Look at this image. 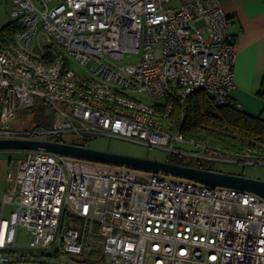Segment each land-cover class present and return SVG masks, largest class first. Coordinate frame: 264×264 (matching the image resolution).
<instances>
[{
  "label": "built area",
  "instance_id": "built-area-1",
  "mask_svg": "<svg viewBox=\"0 0 264 264\" xmlns=\"http://www.w3.org/2000/svg\"><path fill=\"white\" fill-rule=\"evenodd\" d=\"M52 2L14 0L13 19L23 26L0 46V139L109 135L200 159L216 151L227 161L264 162L214 150L173 121L176 104L198 89L218 105L241 108L231 92L237 50L220 0ZM131 56L136 62H125ZM41 100L53 121L17 127L14 119ZM189 142L200 149L178 146ZM16 150L23 157L9 158L0 264H89L86 257L99 264H264V196L164 171Z\"/></svg>",
  "mask_w": 264,
  "mask_h": 264
},
{
  "label": "trees",
  "instance_id": "trees-1",
  "mask_svg": "<svg viewBox=\"0 0 264 264\" xmlns=\"http://www.w3.org/2000/svg\"><path fill=\"white\" fill-rule=\"evenodd\" d=\"M22 26L20 19H11L1 26L0 46L8 47ZM259 94L264 98V76ZM185 101L184 104L177 103L172 114L174 123L188 138L203 142L214 150L248 153L254 160H264L263 114L249 113L236 104L218 105L202 89L194 91ZM53 139L67 141L60 136ZM79 144L89 146L86 140ZM168 161L180 163L176 158Z\"/></svg>",
  "mask_w": 264,
  "mask_h": 264
},
{
  "label": "rangeland",
  "instance_id": "rangeland-1",
  "mask_svg": "<svg viewBox=\"0 0 264 264\" xmlns=\"http://www.w3.org/2000/svg\"><path fill=\"white\" fill-rule=\"evenodd\" d=\"M38 4V0H35ZM52 2L51 4H53ZM14 5V0H0V27L6 24L8 21L13 19L12 16V7ZM42 44L45 45L46 38L42 39ZM33 50L40 54L43 51L42 46L39 44V41L37 40L34 44ZM137 58L134 56L127 57L125 62H136ZM73 68L77 69L78 71H83V68L78 63L74 62L72 63ZM51 107H49L48 104L44 103L42 100L39 102V104L31 109L24 110L23 115L17 116L14 121L19 128H25L29 126H33L36 124L41 123H51L53 121L54 115L51 112ZM49 111V113H47ZM63 138L69 142L73 143H80L83 142V139L78 137L74 134H63ZM89 146L97 149L122 153V154H128V155H134V156H140V157H147L157 159V160H168L172 158H176L177 161L180 162V164L185 165H193V166H202L204 168L214 169V170H220L224 172L233 173V174H240L247 177L252 178H258L264 180V162H251V161H233V160H226L221 157H224V155L220 152L212 151L210 154L216 157L211 158H203L200 159L198 157H192L190 154L183 153L178 154L172 152L168 148H162V147H155L148 145L146 143H143L141 141H136L133 139H127L123 137L118 136H97L89 140ZM181 147H185L187 149L192 150H198L199 147H196V145H192L189 143L179 145ZM22 156L23 154L19 153L16 149H0V211L2 208V202H3V195L4 191L7 187V170H9L10 164H9V158L10 157H18ZM71 217L67 218V224L71 225ZM83 219H79V223H82ZM25 230L24 228L20 229V234L23 235V240L25 242L29 241V238L27 235L24 234ZM93 256L98 257L100 260L105 261V256L100 253H94Z\"/></svg>",
  "mask_w": 264,
  "mask_h": 264
},
{
  "label": "crops",
  "instance_id": "crops-1",
  "mask_svg": "<svg viewBox=\"0 0 264 264\" xmlns=\"http://www.w3.org/2000/svg\"><path fill=\"white\" fill-rule=\"evenodd\" d=\"M220 1L237 50L232 99L244 111L264 115V98L259 94L264 76V0Z\"/></svg>",
  "mask_w": 264,
  "mask_h": 264
},
{
  "label": "water",
  "instance_id": "water-1",
  "mask_svg": "<svg viewBox=\"0 0 264 264\" xmlns=\"http://www.w3.org/2000/svg\"><path fill=\"white\" fill-rule=\"evenodd\" d=\"M43 149L65 154L66 156L126 165L131 168L157 172L164 171L177 176L195 179L212 185H223L253 191L264 196V180L233 174L200 166L185 165L168 160H157L97 149L84 144L58 140L41 139H0V149ZM89 264H99L96 258L86 257Z\"/></svg>",
  "mask_w": 264,
  "mask_h": 264
}]
</instances>
